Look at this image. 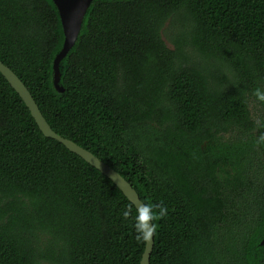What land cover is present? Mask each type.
Returning <instances> with one entry per match:
<instances>
[{
    "label": "trees",
    "instance_id": "16d2710c",
    "mask_svg": "<svg viewBox=\"0 0 264 264\" xmlns=\"http://www.w3.org/2000/svg\"><path fill=\"white\" fill-rule=\"evenodd\" d=\"M63 41L53 0H0V61L50 127L168 206L149 264H264V0H91L58 90ZM135 215L0 72V264H140Z\"/></svg>",
    "mask_w": 264,
    "mask_h": 264
},
{
    "label": "water",
    "instance_id": "95a60500",
    "mask_svg": "<svg viewBox=\"0 0 264 264\" xmlns=\"http://www.w3.org/2000/svg\"><path fill=\"white\" fill-rule=\"evenodd\" d=\"M54 4L57 7L63 34L64 41L63 46L60 52L57 54L54 59L53 68H54V85L56 89L62 90L59 88V70L58 63L59 61L67 54L70 48L74 45L78 34L81 30L82 21L88 6L90 5L91 0H53ZM0 72L9 82L11 87L19 94V96L24 101L25 105L29 109L32 117L34 118L39 129L44 136L50 137L61 144H63L69 151L75 153L81 157L88 164L99 170L102 174L108 177L123 193L124 195L134 204L136 209L143 202L140 200L138 193L132 187V185L117 171H115L108 164L100 160L89 150L81 147L72 140L62 137L56 133L50 125L47 123L46 119L42 115L41 111L38 108V105L34 101L31 93L20 80V78L6 65L0 61ZM260 244L264 245V229L262 239ZM153 247V238L149 241H145V248L140 260V264H149V257Z\"/></svg>",
    "mask_w": 264,
    "mask_h": 264
},
{
    "label": "clouds",
    "instance_id": "9594fccd",
    "mask_svg": "<svg viewBox=\"0 0 264 264\" xmlns=\"http://www.w3.org/2000/svg\"><path fill=\"white\" fill-rule=\"evenodd\" d=\"M256 99L264 103V90L257 88L254 92ZM168 214V206L163 202L159 203H142L136 209L134 219L135 238L137 241H149L153 238L157 231L155 221L161 219ZM132 215L131 207H126L122 212L124 219Z\"/></svg>",
    "mask_w": 264,
    "mask_h": 264
},
{
    "label": "rangeland",
    "instance_id": "374dc122",
    "mask_svg": "<svg viewBox=\"0 0 264 264\" xmlns=\"http://www.w3.org/2000/svg\"><path fill=\"white\" fill-rule=\"evenodd\" d=\"M167 24L168 22L164 25V28L162 29L161 34L166 44L172 48L173 46L165 34V29H166ZM249 109H250L251 115L256 124L254 135L262 138V141L264 144V106L260 104V102H258L256 99L251 98L249 100ZM233 136H234V133L232 134L229 133V134H225L224 138L227 139Z\"/></svg>",
    "mask_w": 264,
    "mask_h": 264
}]
</instances>
